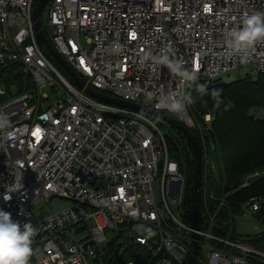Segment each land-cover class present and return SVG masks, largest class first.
I'll list each match as a JSON object with an SVG mask.
<instances>
[{
    "label": "built area",
    "instance_id": "2783aa9c",
    "mask_svg": "<svg viewBox=\"0 0 264 264\" xmlns=\"http://www.w3.org/2000/svg\"><path fill=\"white\" fill-rule=\"evenodd\" d=\"M35 5L0 0V88L10 96L0 113L11 122L0 132V210L21 228L31 223L36 229L29 264H115L127 254L139 258L125 264H186L194 231L182 207L184 177L155 118L97 99L66 79L36 38ZM42 9L41 31L87 86L166 113L189 130L195 86L237 68L264 72V42L243 52L226 42V33L242 27L247 15L264 12V0H46ZM163 55L194 79L151 59ZM11 68L22 71L21 91L7 82ZM46 85L63 94L46 104ZM169 96L192 102L185 100L179 114L158 108ZM212 119L204 115L207 127ZM14 184L21 188L5 200ZM53 199L68 205L34 214L38 201ZM247 204L248 211H259L257 199ZM197 233L196 264H264L263 252L240 237L201 229V219Z\"/></svg>",
    "mask_w": 264,
    "mask_h": 264
},
{
    "label": "trees",
    "instance_id": "16d2710c",
    "mask_svg": "<svg viewBox=\"0 0 264 264\" xmlns=\"http://www.w3.org/2000/svg\"><path fill=\"white\" fill-rule=\"evenodd\" d=\"M16 70L9 69L7 82H14L21 91L22 72ZM26 82H30L28 77ZM198 87L191 91L197 119L190 131L198 141L202 158L201 229H211L217 236L240 237L244 244L264 253V231L246 237L239 235L234 225L235 218L248 211L247 203L254 198L260 208L253 214L264 227V72L245 73L229 81L217 79L200 90ZM206 113L213 117L208 127ZM177 133L181 139L178 146L165 139L170 157L184 177L182 207L189 217L195 156L191 145ZM213 244L222 249V245ZM138 258L127 254L115 264ZM248 264L263 263L250 259Z\"/></svg>",
    "mask_w": 264,
    "mask_h": 264
},
{
    "label": "clouds",
    "instance_id": "9594fccd",
    "mask_svg": "<svg viewBox=\"0 0 264 264\" xmlns=\"http://www.w3.org/2000/svg\"><path fill=\"white\" fill-rule=\"evenodd\" d=\"M226 42L230 50L243 52L255 47L257 43L264 42V12H255L247 15L242 22V27H234L226 33ZM155 63L166 66L169 71L179 75L185 80H192L195 73L182 70L179 61L169 58L168 55L151 58ZM216 96V93H213ZM185 100L191 103V97L176 99L171 96L162 98L157 104L158 108H164L172 113H182L186 110ZM11 127V122L6 114L0 113V132H5ZM12 132H7L9 138ZM21 187L15 184L9 186L4 199L10 200V193L18 191ZM36 229L31 223H24L21 228L18 222H14L11 213L0 210V264H29L33 255V237ZM148 234L152 235L151 230ZM75 264V261L73 262Z\"/></svg>",
    "mask_w": 264,
    "mask_h": 264
},
{
    "label": "water",
    "instance_id": "95a60500",
    "mask_svg": "<svg viewBox=\"0 0 264 264\" xmlns=\"http://www.w3.org/2000/svg\"><path fill=\"white\" fill-rule=\"evenodd\" d=\"M46 0H38L36 5L32 10V18L34 20V30L36 33L37 40L43 45L47 53L53 57V59L65 70V72L71 77L74 84L79 88L83 89L89 95L103 100L105 102L119 105L121 107H128L135 110H139L147 113L155 119H160L167 122L169 125L175 128L185 140L191 145L195 156V168H194V183L192 191V202L190 210V225L194 233L192 234L193 241L191 243V253L188 257L186 264H196L197 257L199 254V235L198 231L200 229V214H201V175H202V158L201 151L198 145L196 137L191 133L189 128L177 118L172 117L166 113L155 110L151 107H147L145 104L135 103L131 101L122 100L119 98L111 97L109 95L103 94L96 89L89 87L85 82L79 78L65 62L62 56L53 48V46L48 42L47 38L44 36L43 32L40 29L39 16L41 10L45 5Z\"/></svg>",
    "mask_w": 264,
    "mask_h": 264
},
{
    "label": "rangeland",
    "instance_id": "374dc122",
    "mask_svg": "<svg viewBox=\"0 0 264 264\" xmlns=\"http://www.w3.org/2000/svg\"><path fill=\"white\" fill-rule=\"evenodd\" d=\"M45 21V12L42 9L41 11V23H44ZM83 44L85 46H87L86 42L83 41ZM46 54L48 55L47 51L45 50ZM49 56V55H48ZM55 67L60 71V73L66 78L68 79L70 82L73 83L71 77L65 72V70L53 59L51 58ZM247 68L246 67H242V68H237L234 69L230 72H228L227 74H224L221 76V79L224 81H229L232 79H235L237 76H243L246 73ZM16 71H20V70H16ZM22 72V71H20ZM198 86H195V88ZM204 86H199L198 89H202ZM10 92H12V90H10ZM41 92L45 95L48 96V100L46 101V104L48 102H52L54 101L58 96H61L63 94L61 89L56 88V90L51 89L50 86L46 85L43 86L41 88ZM13 93V92H12ZM191 93V91H190ZM10 99L9 93L8 91L1 87L0 88V103H4L7 100ZM194 102L192 104L189 105L188 107V112L190 113L191 117H192V121L197 119L196 115H195V111H194ZM155 123L157 124V126L159 127V130L161 131V133L173 144H175L176 146H178V144L181 143V139L177 133V131L175 130L174 127H172L171 125H169L167 122L160 120V119H154ZM206 122V121H205ZM196 124V122H195ZM184 174V172H183ZM185 175V174H184ZM157 193V191H155ZM157 196V194H156ZM68 205L67 201H63L60 199H53L50 202L46 203L44 201H38L35 205L32 206V211L34 212V214H36L38 217H44L47 216L57 210H59L60 208L66 207ZM234 225H235V229L236 232L241 235V236H254L256 234H261L264 231V227L262 226L261 222L256 219L255 214H253L250 211H246L242 216H238L235 218L234 220ZM126 226V223L120 224L119 228H124ZM84 234H82L81 236H79L78 238L83 237ZM111 238H115L118 236V231L115 232H111L110 233ZM246 236V237H247ZM213 245V244H212ZM213 248L210 249V251H212ZM207 264H209V262H206Z\"/></svg>",
    "mask_w": 264,
    "mask_h": 264
}]
</instances>
